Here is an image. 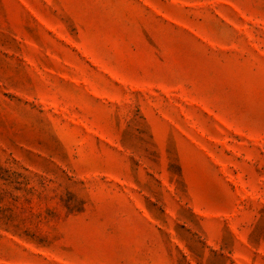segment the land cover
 Instances as JSON below:
<instances>
[{
  "label": "rangeland",
  "instance_id": "obj_1",
  "mask_svg": "<svg viewBox=\"0 0 264 264\" xmlns=\"http://www.w3.org/2000/svg\"><path fill=\"white\" fill-rule=\"evenodd\" d=\"M0 264H264V0H0Z\"/></svg>",
  "mask_w": 264,
  "mask_h": 264
}]
</instances>
